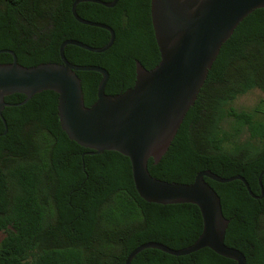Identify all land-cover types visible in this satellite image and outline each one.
I'll return each instance as SVG.
<instances>
[{"label":"trees","instance_id":"trees-1","mask_svg":"<svg viewBox=\"0 0 264 264\" xmlns=\"http://www.w3.org/2000/svg\"><path fill=\"white\" fill-rule=\"evenodd\" d=\"M77 0H1L0 50H12L19 64H61V45L76 40L102 48L110 32L79 23L72 12ZM110 3L114 0H102ZM152 0H120L115 8L78 5L85 20L110 26L114 46L102 54L68 46L74 65L99 66L110 73L106 94L133 88L137 61L147 70L161 62L152 22ZM27 18L17 24L13 17ZM0 54V65L10 64ZM85 105L98 100L103 76L77 72ZM264 93V9L249 15L223 45L195 105L162 160H149V172L161 181L193 184L198 173L242 176L260 196L264 171V100L252 111H239L238 97ZM26 100L22 94L8 104ZM59 95L45 91L26 105L7 107L0 119V264H126L128 256L149 242L181 250L202 235L204 221L193 204L148 203L136 190L132 164L116 151L92 152L63 131ZM206 182L218 193L230 221L226 244L245 254L247 264H264V198L254 199L242 181ZM264 187V176H263ZM48 235L52 243L43 240ZM54 239V240H53ZM132 264H237L209 248L175 257L148 249Z\"/></svg>","mask_w":264,"mask_h":264},{"label":"water","instance_id":"water-1","mask_svg":"<svg viewBox=\"0 0 264 264\" xmlns=\"http://www.w3.org/2000/svg\"><path fill=\"white\" fill-rule=\"evenodd\" d=\"M120 0L110 3L102 0H77L72 12L75 19L111 34L105 47L95 48L76 40L65 41L60 48L61 64H41L26 68L14 61L0 65V119L7 107L26 105L35 95L54 91L59 95L58 114L63 131L79 145L92 150L90 155L116 151L128 157L132 164L135 187L143 200L159 205L193 204L199 207L204 230L190 247L176 250L162 243L149 242L136 248L126 264L143 251L155 249L175 257H184L209 248L237 264H247L240 250L226 244L230 221L223 213L218 193L206 182L209 178L220 184L242 181L250 195L264 198L262 189L255 195L242 176L222 178L211 171L198 173L193 184L169 183L154 178L149 172V160L158 164L168 152L189 110L198 96L216 62L223 45L237 27L254 11L264 9V0H152V22L161 53L160 64L147 70L137 61V79L133 88L123 94H106L110 73L99 66L74 65L66 57L68 46H76L92 53L102 54L115 44V31L108 25L81 18L78 5L94 3L115 8ZM77 72H96L103 76L98 88V100L89 108L85 105L82 82ZM14 94L26 96L20 104H8L5 98Z\"/></svg>","mask_w":264,"mask_h":264},{"label":"rangeland","instance_id":"rangeland-1","mask_svg":"<svg viewBox=\"0 0 264 264\" xmlns=\"http://www.w3.org/2000/svg\"><path fill=\"white\" fill-rule=\"evenodd\" d=\"M262 100H264V93L258 89L249 92L246 95L238 97L233 103L234 108L239 111H252ZM3 235H0V243Z\"/></svg>","mask_w":264,"mask_h":264},{"label":"flooded vegetation","instance_id":"flooded-vegetation-1","mask_svg":"<svg viewBox=\"0 0 264 264\" xmlns=\"http://www.w3.org/2000/svg\"><path fill=\"white\" fill-rule=\"evenodd\" d=\"M28 3H27V8H26V12L29 14V0H26ZM0 8H2V4H1V0H0ZM12 20H15V23H17V24H23V23H25L26 24V20H27V18L25 19V17H23V16H19V15H17L16 17H13V19ZM26 21V22H25ZM19 62V61H18ZM48 240L47 242H51L52 243V238H51V236L49 237L48 235H46V236H44V238H43V240ZM54 240V239H53Z\"/></svg>","mask_w":264,"mask_h":264}]
</instances>
